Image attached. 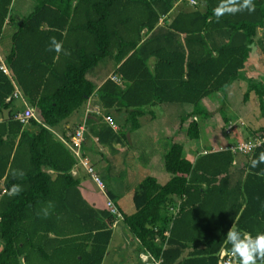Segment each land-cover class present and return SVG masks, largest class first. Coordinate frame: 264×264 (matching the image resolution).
Returning a JSON list of instances; mask_svg holds the SVG:
<instances>
[{
  "label": "trees",
  "instance_id": "1",
  "mask_svg": "<svg viewBox=\"0 0 264 264\" xmlns=\"http://www.w3.org/2000/svg\"><path fill=\"white\" fill-rule=\"evenodd\" d=\"M174 1L36 0L10 29L1 58L7 74L0 71V264H100L113 217L80 198L70 175L77 160L60 140L73 132L66 120L90 96L102 111L123 115L116 130L103 121L109 116L91 112L84 119V133L108 147L124 143L147 107L161 104L189 107L174 131L197 146L199 122L211 116L201 100L216 93L224 99L225 88L241 78V100L252 96L264 115V82L244 76L256 28L264 26V0H253V13L219 21L213 9L220 0H195L170 16ZM11 2L0 0L1 41L4 26L13 25ZM50 37L62 43L59 54L48 50ZM103 59L120 84L108 75L96 87L92 72ZM17 98L34 114L26 125L13 118ZM245 133L264 137V127ZM227 145L204 147L189 160L182 139L172 138L162 155L167 180L160 185L154 177L142 178L131 195L134 211L121 215L139 250L160 254L161 264H217L221 248L231 252V227L253 237L264 232V163L251 167L264 144L244 155ZM80 156L87 158L82 146ZM16 170L23 177L14 179ZM13 184L22 191L9 196ZM49 201L54 208L44 218L38 213Z\"/></svg>",
  "mask_w": 264,
  "mask_h": 264
},
{
  "label": "rangeland",
  "instance_id": "2",
  "mask_svg": "<svg viewBox=\"0 0 264 264\" xmlns=\"http://www.w3.org/2000/svg\"><path fill=\"white\" fill-rule=\"evenodd\" d=\"M35 1L36 0H12L9 7V14L13 19V26L19 22L21 17L29 12ZM9 34L10 30L7 28L1 41L2 45H4V47H2L3 52L8 50ZM247 65L251 67H247L246 70L248 71H246L244 75L250 71L253 76L264 81V50L261 52L260 48L253 49V47H251ZM109 68H111V62L108 59H103L95 67L92 74H96L97 77L102 78L109 71ZM248 74L251 75L250 73ZM90 76L91 75L89 74L86 77L90 78ZM98 81L99 79L95 80V84H97ZM236 82L237 81L233 82L230 86L225 88V90L232 89L226 91L224 99L220 97V95H216L209 99H205L203 102L207 110L211 112V116L206 122H199L201 130L199 140H197L196 148H198L194 150L195 153L198 151L201 152L204 147H223V145L234 143L235 139L242 140L246 138L245 131H247V129L256 130L258 127H264V115H259L255 98L251 96L250 99L243 102L241 100L243 92L240 91L244 84L238 83V86L234 88ZM221 99L223 101H221ZM163 105L170 106V109L175 110L170 116L171 119L173 116L174 118L180 117L187 113V109L189 108L188 106L180 104H161L157 106L154 105L156 107H147V110L150 112L152 111V113L154 111L156 114L155 117H157V115L162 112V109L164 108ZM153 107L155 109H152ZM223 115L227 119L226 124L222 122L221 117ZM171 119L170 121H172ZM228 124H231L232 127L231 129L226 130ZM143 128V126H140V128L131 131L129 135L130 139L121 144L124 147L125 153L120 156L121 161L119 160L120 163L118 165L113 161V157L111 159L102 160L105 164H109L106 170L109 171V174L112 177L110 186L113 190L118 192L119 205L123 207V211L126 210L124 208H129V212L126 213H130L133 210L131 195L142 178L146 176L154 177L156 182L160 185L168 178V174L162 167V154L169 142H167L162 148L161 146L163 145L164 138H160V140L156 139L154 141L153 138H155V136H147L144 131L145 128ZM150 141H153L155 143L153 145L155 146L151 145ZM154 148L155 150L152 151ZM107 149L109 148L106 147V150ZM143 152L151 156L149 162L147 160V163H145L146 160L141 157ZM104 153L105 152L103 151L102 154L105 157ZM183 156L189 158L186 154H183ZM119 226L122 228L125 227H123L122 224ZM124 230L128 236L129 233L125 228ZM128 247L132 246L129 245Z\"/></svg>",
  "mask_w": 264,
  "mask_h": 264
},
{
  "label": "crops",
  "instance_id": "3",
  "mask_svg": "<svg viewBox=\"0 0 264 264\" xmlns=\"http://www.w3.org/2000/svg\"><path fill=\"white\" fill-rule=\"evenodd\" d=\"M185 4L187 5V3H185L181 0H175L172 4L169 15L171 16V15L175 14V12H178L180 10H185L187 8L185 6ZM12 26L13 25L11 23L7 24L6 26H4L3 31L5 32V30L7 28L9 30L12 29ZM263 46H264V26L256 28V35L253 39V43H252L251 47H253V49H254V48H262ZM2 47H4V45H2L1 40H0V58H3V56L8 51L7 50L6 52H3ZM250 52H251V50H250ZM248 60H249V57H248L247 61L245 62V65H244V67H245L244 72L245 73H246V71H248V70H246L247 67H251V66L247 65ZM111 72H112V68H109V71L102 78L101 77L97 78L96 74H94V77H93L94 80L99 79L98 83L96 84V87ZM248 73L251 74L250 71ZM248 73L244 76L251 77L255 80L256 79L260 80L259 78H256L255 76H253V74L249 75ZM238 83L244 84V86L241 88L240 92L244 91L245 82L242 80V78L239 82L238 81L236 82L234 88H236L238 86ZM231 89L232 88L227 89V90H231ZM227 90H225V95H226ZM216 95H220V93H216L215 95H211L209 97L202 99L201 104L204 106L203 102L205 101V99H209V98L214 97ZM219 100H220V98H219ZM263 101H264V98H263ZM25 106H27V105H23L22 100H20L18 98L14 99V108L17 109L16 112H20ZM156 106H154V107H156ZM154 107L152 109H155ZM163 107L164 108L162 109V112L159 115H157V117H155L156 114L154 113V111L152 113V111L150 112L149 110H146L144 115L138 118V122H139L138 128H140V126H143L145 128L144 131H145V134L147 136H152V137L155 136V138H153L154 141L156 139L160 140V138H164L163 139V145L161 146L162 148L164 147V145L167 142H171L172 138L174 141L177 140V138H178V140L182 139L184 154H186L189 157L187 159H189V160L193 159L194 155L196 153L200 152V151H198L195 153V151H194L198 147L196 148V146H192V142L189 141L188 139H186L183 136V134L181 133V131L179 132L178 137H176V132L174 131V124H175V122H177V120L180 117H175L176 118L175 119L173 116L171 119L170 116H171L172 112H175V110L170 109V106H164L163 105ZM204 107L206 108V106H204ZM91 112H93L95 114L96 113L100 114L101 115L100 117H102V119L104 116H109L110 118L108 117L109 121L107 122V125H109V126L113 125L114 128H112V130H116L117 127L119 125H121L123 122V115L121 112H116L114 110H108L107 112L102 111L101 109H99V107L96 103V97L94 95H92L88 98V101L85 103L84 108L80 112L73 113L66 120L65 128H70L73 131V129L76 128L77 125H79L82 121L84 122V119L86 117L93 114ZM170 119L172 121H170ZM103 121H104V119H103ZM104 122L106 123V121H104ZM24 125H26V123ZM68 134L69 133L67 132L66 135H68ZM129 135H130V133L126 134V140L130 139ZM185 143H186V145H185ZM150 144L153 145L155 143L153 141H150ZM117 146H119V147H117ZM153 146H155V145H153ZM106 147L109 149L106 150ZM167 147H168V145H167ZM82 149L84 150V153L86 154V156H87V158H88V160H89V162L93 168L94 173L98 177H100V180L105 185V195H106V192H107V194L108 193L111 194V196L113 198L111 200L115 204V206L117 207V209L119 210L121 215L122 214H124V215L131 214L134 211V208L130 213H126V212H129V208H124L126 210L123 211V207H121V205H119V203H118V198H119L118 192L113 190L112 187L110 186V182H111L112 177L109 174V171L106 170L107 167L109 166V164L108 163L105 164V162H102L103 159H109V158L111 159L113 157V161L118 165L121 161L120 156L125 153L124 147L119 143H111L110 147L102 146L97 142L95 137L91 136L86 131L84 133V140H83V144H82ZM154 150H155V148L152 149V151H154ZM103 151L105 152L104 153L105 157L102 154ZM163 153H164V151H163ZM141 157L146 160L145 163H147V160L149 162V160L151 158V156L147 155L145 152H143V155H141ZM72 169H73L74 173L73 174L70 173V175L73 178L77 179V185L75 188H76V191H77L78 195L80 196V198L82 200H84V202L88 206L93 208L95 211H97V212L104 211L105 210L104 209V198H105L104 194L97 190V188L92 183L89 175L87 173H85V171L79 165H75ZM45 172L53 175L51 170H45ZM116 178H117V176H116ZM0 188H2L1 182H0ZM74 200H75V198H74ZM120 224H122V222H120V221L111 223L110 238H109L105 253L101 259L100 264H141L139 259H138V253L140 251L138 241L133 238V236L129 233L127 228L124 227V225L122 224L123 227L129 233L127 236V233L125 232L124 228L119 226ZM129 245L132 247H128ZM0 247H1V244H0Z\"/></svg>",
  "mask_w": 264,
  "mask_h": 264
},
{
  "label": "built area",
  "instance_id": "4",
  "mask_svg": "<svg viewBox=\"0 0 264 264\" xmlns=\"http://www.w3.org/2000/svg\"><path fill=\"white\" fill-rule=\"evenodd\" d=\"M183 1H185L188 5H191V6L195 5V3L192 2V0H183ZM159 23L160 24L163 23L162 18L159 20ZM0 71L4 74H7V70H6L5 66L3 65V63L1 62V58H0ZM108 77L110 80H112L113 82H116L117 84L121 83L120 79H118L115 75H109ZM15 94L16 93H13V96ZM13 118L16 121H18L19 123L25 124L30 118H34V114H33L32 110L26 106L22 111L16 112L13 115ZM104 121L108 122L109 121L108 117H104ZM240 124L242 125L241 122H240ZM110 127L114 128L113 125H110ZM231 127H232V125L228 124L226 126V130L231 129ZM83 133H84V123L82 121L79 125H77L76 128H74V130L71 134H68L66 141H64L62 139H60V140L68 148V150L71 152V154L76 158L77 161H76L75 165H79L85 171V173H87L89 175L92 183L97 188V190L104 194V196H105V198H104V209L113 217V222L121 221V217H122L121 213L119 212V210L117 209L115 204L112 202V200L109 199L105 195V185L100 180V178L94 173L93 168L89 163V160L87 158L80 156V149H81V146L83 143ZM257 140H264V137H260L258 135L254 136L252 138L246 137L245 139L236 141L234 144L227 145V147H225L224 149H228L229 151H231L233 153L238 152V153H241L243 155L249 154L254 148L251 151H247V150L243 149V146L246 144L255 143ZM219 149H221V147H219ZM70 173L71 174L74 173L73 169L70 170ZM2 192H3V190L0 191V193H2ZM178 204H179V200H177L174 203V206L171 207L170 211L172 213L177 211ZM162 235L167 237L168 236L167 231H164L162 233ZM156 241H157V238H156ZM164 247H165V240L162 243L161 250H163ZM138 259H139L141 264H161V262H162L160 254H159V256L155 257L154 255H152L150 252L146 251L145 249H141L139 251ZM217 264H236V262H235L234 258L231 256V252H227L226 250L221 248L218 252V255H217Z\"/></svg>",
  "mask_w": 264,
  "mask_h": 264
},
{
  "label": "clouds",
  "instance_id": "5",
  "mask_svg": "<svg viewBox=\"0 0 264 264\" xmlns=\"http://www.w3.org/2000/svg\"><path fill=\"white\" fill-rule=\"evenodd\" d=\"M195 3V0H192ZM247 11L255 12L253 0H220V3L213 9V14L217 21L226 14H236ZM49 51L60 53L63 51V45L55 37H50ZM67 54V53H66ZM264 144V140H257L255 143L246 144L243 149L251 151L253 148ZM264 163V152H261L258 158L251 160V167L256 168L259 164ZM264 174V173H261ZM13 178H21L24 173L20 170L11 173ZM22 191L20 185L13 184L8 191L9 196L18 195ZM54 208V204L49 201L47 205L41 208L40 213L47 218ZM226 240L232 245L231 256L236 259L237 264H264V232L257 233L253 237L250 233H241L236 228L231 227L226 234Z\"/></svg>",
  "mask_w": 264,
  "mask_h": 264
},
{
  "label": "water",
  "instance_id": "6",
  "mask_svg": "<svg viewBox=\"0 0 264 264\" xmlns=\"http://www.w3.org/2000/svg\"><path fill=\"white\" fill-rule=\"evenodd\" d=\"M2 114H3V118L6 119L7 118L8 111L7 110H4Z\"/></svg>",
  "mask_w": 264,
  "mask_h": 264
}]
</instances>
